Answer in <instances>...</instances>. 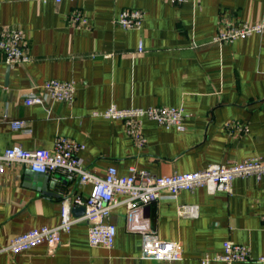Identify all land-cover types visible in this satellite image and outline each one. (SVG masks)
<instances>
[{
	"label": "crops",
	"instance_id": "0c3cea01",
	"mask_svg": "<svg viewBox=\"0 0 264 264\" xmlns=\"http://www.w3.org/2000/svg\"><path fill=\"white\" fill-rule=\"evenodd\" d=\"M127 8L143 11L141 29L115 24ZM75 10L84 24L69 22ZM262 19L264 0H0V27L22 31L30 57L8 67L0 53V149L50 150L56 137H66L83 146L78 157L99 178L109 167L121 176L130 168L162 176L264 159V32L230 44L212 42L227 24ZM50 79L73 83L72 103L44 96L41 105H24L23 95ZM110 105L180 108L184 130L143 119L146 142L138 147L121 122L92 115ZM14 120L25 121L29 132L12 130ZM49 176L55 185L43 190L38 174L22 163L3 164L0 249L30 230L54 227L63 199L91 191L60 173ZM181 205L197 206V217L179 215ZM126 215L124 204L109 214L116 229L111 249L90 246L87 227L77 225L61 235L57 248L0 252V264H200L226 243L248 247L255 259L264 256V176L236 178L230 193L197 187L146 206L137 226L178 243L180 260L142 258L141 234L127 231Z\"/></svg>",
	"mask_w": 264,
	"mask_h": 264
},
{
	"label": "built area",
	"instance_id": "2783aa9c",
	"mask_svg": "<svg viewBox=\"0 0 264 264\" xmlns=\"http://www.w3.org/2000/svg\"><path fill=\"white\" fill-rule=\"evenodd\" d=\"M46 2L48 0H36ZM59 3L63 0H52ZM75 1V0H68ZM171 4H183L187 0H162ZM144 13L140 9H123L115 19V24L127 30H139L142 27ZM71 24H84V15L75 10L69 17ZM264 32V19L256 23H241L238 25L227 24L219 29L212 42L215 44H230L234 41L253 34ZM142 51L141 45L138 52ZM0 53L4 56V63L8 67L26 63L30 57L26 50L22 31L17 29H2L0 27ZM48 96L57 102L71 104L74 99L73 83L50 79L45 81L38 92L28 91L23 95V103L26 106L41 105L43 97ZM93 116L103 117L108 120L119 121L124 126L125 134L131 137L138 147L145 145V137L142 133L141 122L148 119L165 128H175L183 131V111L172 107H148L119 109L110 105L106 110L92 113ZM14 131L29 132L23 120L9 122ZM83 146L66 137H56L53 148L25 150L18 146L0 149V172L4 163L19 162L36 174L56 175L60 173L68 179L76 180L79 187L90 185V193L75 194L71 201L65 198L61 201L60 221L54 227H41L33 229L12 238L8 244L0 249V252L18 254L38 245H46L49 249H55L60 244V237L69 234L74 226L85 225L87 227V241L92 247L111 249L116 235L115 227L108 222L111 210L124 204L127 209V231L140 233L141 257L145 259L180 260L182 248L176 242H163L156 238L152 232L141 230L136 224V217L152 202L160 199L164 194L175 198L182 191H191L197 187H204L208 193L215 191L231 192L232 181L236 178L264 176V159L250 158L239 163L214 164L203 170L155 176L145 170L130 168L126 176L118 175L114 167L106 169L103 178L90 174L78 157V152ZM124 198L118 200L117 196ZM83 208L84 214L73 216L72 209ZM181 216L195 218L198 215L197 206L178 207ZM264 226V218L262 219ZM256 262L264 264V256L253 258L250 250L244 245L226 243L223 252L213 257L205 256L200 264L220 262L223 264Z\"/></svg>",
	"mask_w": 264,
	"mask_h": 264
},
{
	"label": "water",
	"instance_id": "95a60500",
	"mask_svg": "<svg viewBox=\"0 0 264 264\" xmlns=\"http://www.w3.org/2000/svg\"><path fill=\"white\" fill-rule=\"evenodd\" d=\"M39 179H38V183H41V185L43 186V190L45 189L46 185L48 184L50 187H54L55 182L54 180H50V176L47 174H38ZM51 195L50 193H46ZM71 213L73 216H81L84 214V209L83 208H75L71 210Z\"/></svg>",
	"mask_w": 264,
	"mask_h": 264
}]
</instances>
